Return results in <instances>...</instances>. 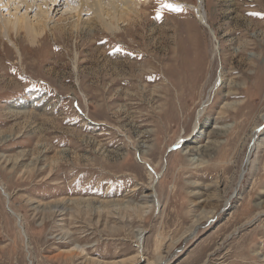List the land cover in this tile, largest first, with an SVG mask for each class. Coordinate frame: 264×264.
Listing matches in <instances>:
<instances>
[{
  "label": "rangeland",
  "instance_id": "obj_1",
  "mask_svg": "<svg viewBox=\"0 0 264 264\" xmlns=\"http://www.w3.org/2000/svg\"><path fill=\"white\" fill-rule=\"evenodd\" d=\"M80 2L0 0L49 24L0 28V264H264V0H204L216 38L199 0L50 33Z\"/></svg>",
  "mask_w": 264,
  "mask_h": 264
},
{
  "label": "bare ground",
  "instance_id": "obj_2",
  "mask_svg": "<svg viewBox=\"0 0 264 264\" xmlns=\"http://www.w3.org/2000/svg\"><path fill=\"white\" fill-rule=\"evenodd\" d=\"M81 2H82V0H81ZM141 4H142V0H90V2L88 0L87 1H84L83 0V4L81 6V9L78 11L77 14L75 13L77 15L76 16L77 19H74V20L68 22L67 24L59 23V21H61L62 19L61 20L58 19L59 21H58L57 24L53 25L52 28L49 27V32L51 33V31H52L53 34H54V30H57L59 32H67L68 31L70 33H77V32L82 31V30L83 31L84 30H87V32H88V31H94L97 28H100V25L101 24L103 25V28L104 29H106V30H108L110 32H112V31L113 32L114 31L116 32L117 29H120V27H119L120 22L123 23V24H128V23L131 24L130 22L132 20H134V15L135 14L136 15H139V14L143 13L142 12L143 11V8H142ZM203 4H204V0H199V4L198 5H195L193 8H194L195 12L197 13V16H198L199 20L203 24L207 25V27H209V29L211 31V34L213 35L214 38H216L215 32L213 31V29H211V27L209 26V24L207 23V21H205V13H204L205 10H204V5ZM79 5H81V4H79ZM40 6H42V5H40ZM40 8H42V7H40ZM82 8L84 10H87L91 14L93 13V16L90 17V20L81 21V17H82L81 16V10H82ZM43 16H40V18H38L35 22H29V21L25 20L26 19L25 17H23V16H17L16 19H15V21L13 23H8L7 22L8 24L0 25L1 32H3V30H5L7 28L14 29V32L16 31L18 33L20 32V30H24L26 32V36L28 37V41H30L32 44H34V43L36 44V43L40 42V37H43L44 36V33L46 32V30L48 29V26H49V24L44 21L45 19L44 20L42 19ZM71 16H72V14H71ZM73 17L74 16H72V18ZM66 18L68 19V17H66ZM5 32H6V30H5ZM3 35H4V33H3ZM215 49H216L215 52H217L218 51L217 46H215ZM6 50H9V49L6 48ZM218 80H219L218 83L220 81H222L223 80V76H221V78H218ZM218 83L216 82L214 84V86L212 87L211 93L209 95V99H211L215 95L216 90H217L216 88H217V84ZM231 85H233V86L234 85H238V83L236 84L234 82H231ZM232 88L233 87H231V88H229L227 90V94H226L227 96H232V95L237 94V92H234L236 90H232ZM28 100H29V98H24L22 101L25 102V101H28ZM208 102L209 101L207 99V101H204L202 103L201 108L199 109L198 117L196 119L194 128H197L199 126V123H200V120H201L200 117L205 112V109H206V106H207V103ZM259 118H261V119L264 120V110L259 114ZM217 127H215V128H217ZM249 135L251 136L252 140H254V141L257 140L256 139V136H258V126L257 125H255V127L251 130V132H250ZM182 140L183 139H181L180 141H178V143H177L178 145L176 144L171 149H174V148H176L178 146H181L182 143H183V142H181ZM258 147H259V145L255 144V142L253 144V142H252L251 145H250V148H249L250 149V152H252L253 149H257ZM188 149H189V151H191V150L193 151V149H195V148L194 147H189ZM206 149H207L206 150L207 151V155L210 154L209 151L212 150V147H207ZM158 175L159 174H157L156 177H158ZM155 182L156 181L153 182V185L155 184ZM5 194H6V192H5ZM150 202H152L153 206L159 205V201H158V198H157V193L154 190L151 191V193L146 194V198L144 200V203L151 204ZM91 204H93V203H91ZM87 205H88V203H87ZM54 207H61V205H57V204L49 205V206H46L44 210H46V209H52ZM96 207H99V206L96 205ZM192 231L194 232L195 231V228H193ZM142 240H143V234H142V232H140L139 235H138V237H137V240H136L138 242L139 247H140V245L142 243ZM263 258H264V256H263ZM163 261L164 260L161 259L159 261L160 264L165 263Z\"/></svg>",
  "mask_w": 264,
  "mask_h": 264
},
{
  "label": "snow or ice",
  "instance_id": "obj_3",
  "mask_svg": "<svg viewBox=\"0 0 264 264\" xmlns=\"http://www.w3.org/2000/svg\"><path fill=\"white\" fill-rule=\"evenodd\" d=\"M168 7H172V5H168Z\"/></svg>",
  "mask_w": 264,
  "mask_h": 264
},
{
  "label": "water",
  "instance_id": "obj_4",
  "mask_svg": "<svg viewBox=\"0 0 264 264\" xmlns=\"http://www.w3.org/2000/svg\"><path fill=\"white\" fill-rule=\"evenodd\" d=\"M174 147V146H173ZM171 149V148H170ZM170 149H169V151H170Z\"/></svg>",
  "mask_w": 264,
  "mask_h": 264
}]
</instances>
